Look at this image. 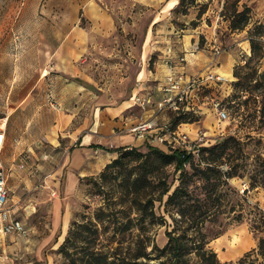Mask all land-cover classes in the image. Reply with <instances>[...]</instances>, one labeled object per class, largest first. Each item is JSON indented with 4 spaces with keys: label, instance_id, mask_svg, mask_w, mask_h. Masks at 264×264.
Instances as JSON below:
<instances>
[{
    "label": "rangeland",
    "instance_id": "1",
    "mask_svg": "<svg viewBox=\"0 0 264 264\" xmlns=\"http://www.w3.org/2000/svg\"><path fill=\"white\" fill-rule=\"evenodd\" d=\"M89 1L96 3L0 0V132L5 133L1 160L8 191L4 209L8 220H17L24 226V232L6 234L0 215V264H82L89 248L106 253L110 261L128 264L137 241L146 239L148 251L153 245L163 247L168 242L166 231L173 228L171 217L164 211L166 195L161 206L155 203L156 220L148 217L144 232L138 233V227L132 232L124 230L128 220L138 218L137 210L130 207L132 200L121 193L125 175L137 162L109 170L105 178L101 174L106 165L91 176H80L74 170L73 159L82 138V132L75 136L76 132L95 118L100 107L125 104L139 68H158L155 54L141 62L134 57L141 47L143 25L150 23L151 15L142 14L144 6L128 5L125 0H112L111 5L110 0H96L104 7H112L106 20L99 14L87 13ZM234 1L180 0L174 13L162 20L163 31L156 33L168 44L180 36L173 28L184 29L201 18L209 24L212 20L227 24ZM250 8L252 11V5ZM218 30L220 38L227 41L229 31L224 26ZM62 46L64 58L59 60L56 53ZM175 57L178 65L185 63L181 56ZM247 59L240 55L234 67L240 77L234 75L230 82L225 133L209 140L216 135L204 130L205 138L197 145L209 147L224 137H239L246 144L248 156L241 171L250 172L257 156L264 157V118L260 102H254L261 100L260 96L256 98L260 90L247 75L251 67L241 69ZM95 99L102 102L94 109ZM174 112L165 111L164 120L173 122ZM62 116L68 121L60 122ZM209 122L206 120L208 128ZM189 127L184 126L186 131ZM189 136L192 140L196 137L192 133ZM138 148L145 151L147 144ZM194 160L199 163L198 152ZM167 172L171 194L179 185V173H173V166ZM72 178L74 183H70ZM245 180L238 176L230 179L238 190L232 196L233 202L259 203L263 207L264 186L244 192L248 188ZM236 208L240 209L239 204ZM100 212L102 221L98 218ZM233 214L221 215L205 228L207 248L217 254L221 263L237 262L257 245L248 221L235 222ZM162 215L168 224L159 223Z\"/></svg>",
    "mask_w": 264,
    "mask_h": 264
},
{
    "label": "trees",
    "instance_id": "2",
    "mask_svg": "<svg viewBox=\"0 0 264 264\" xmlns=\"http://www.w3.org/2000/svg\"><path fill=\"white\" fill-rule=\"evenodd\" d=\"M239 0L232 4L229 16L232 30L245 29L250 21L251 8L247 5L239 11ZM251 56L241 67H251L247 75L250 81H255L256 88L260 90L254 102H260L261 113L264 118V78L258 72V67L264 57V23H258L249 30ZM253 63V64H252ZM252 64V65H251ZM236 77L239 73L234 72ZM228 102V100H227ZM229 105V102H228ZM229 108V107H228ZM172 128L183 122L197 121L198 116L182 112H174ZM94 147V146H93ZM246 144L237 136L224 137L217 144L209 147H200L198 151L199 163H196L195 153L181 148L162 149L147 145V150L138 147H119L115 151L118 156L106 165L101 178H105L109 170L126 166L130 162H137L125 175L124 191L122 196L132 200L130 207L137 210V220L130 219L124 225V230L138 227V233L146 230V219L156 220L155 203L160 206L164 203V196L168 195L164 203V211L169 214L173 223L172 230H167L168 242L163 247L153 245L150 251L146 239L136 242V251H132L128 264H264V206L259 203L233 202L232 196L238 190L230 184L233 177L245 178L248 183L247 192L259 186H264V157L256 158L253 170L245 172ZM227 167L223 168L222 165ZM187 165L189 168H187ZM173 166L174 174H178L179 185L169 194L170 173L167 168ZM134 175V176H133ZM235 213L232 219L235 222L247 220L250 230L257 237V245L246 252L237 262L221 263L217 254L207 248L209 242L205 231L208 223L217 222L224 214ZM103 212L98 214L102 221ZM165 215V214H164ZM164 215L160 222L168 224ZM94 231L97 230L93 229ZM64 249V244H63ZM82 264H118L110 261L106 253L89 248L82 258Z\"/></svg>",
    "mask_w": 264,
    "mask_h": 264
},
{
    "label": "crops",
    "instance_id": "3",
    "mask_svg": "<svg viewBox=\"0 0 264 264\" xmlns=\"http://www.w3.org/2000/svg\"><path fill=\"white\" fill-rule=\"evenodd\" d=\"M125 1L128 5L134 3L144 6L142 14L144 13L145 16L151 15L150 23L143 25L144 35H142L141 47L134 57L141 62L142 59H148L152 54H155L158 57V68L155 71L147 69L146 66L139 68L135 73V85L129 99L125 102L126 105L121 103L114 106L100 107L101 109H98V112L95 113V118L88 121V124L85 123L83 129L77 131L78 134L76 132L75 136H79V133L82 132V138L80 139V147L76 150L73 159V166L75 172H78L80 176L98 174L105 165L117 157L116 148L141 147L143 144H149L145 138L137 137L129 128L148 119L167 122L164 120L165 111L158 109V103L166 96L164 86L172 68L178 76L182 75L184 78L200 75L202 83L207 84L206 90L211 96L223 100L230 98L232 92L230 82L234 79L235 64L240 59V55L246 56V58L251 56V44L247 35L251 29L250 27L255 23H264V0H240L239 11L245 5L249 7L252 5L253 8L249 24L245 29L232 30L230 22L225 24L224 20H212L209 24L201 18L199 23L186 25L184 29L180 28V31L173 28L172 31L180 32V36L165 44L163 42L164 37L156 32L163 31L162 20L174 13L180 5V0ZM95 2V4H91V1L88 2L87 13L99 14L107 20V13H112L110 11L112 7H104L102 3L96 0ZM111 3L112 0L109 1V5ZM195 17L196 15L191 20ZM221 26H224L230 33L227 41L222 40L218 34L220 31L218 29ZM109 27L111 28L110 24ZM216 48H221V53L218 55L215 54ZM175 55L181 56V61H185V63L181 66L178 65ZM56 56L59 60H62L61 56L64 58V46H62L60 52L56 53ZM167 64H169V67ZM258 72L264 78V57L259 64ZM210 74L214 75L211 79L209 78ZM215 75L223 77V80L215 81ZM137 95L149 97L151 103L145 106L136 104L134 98ZM101 102V100H93V108L100 106L99 103ZM207 102L204 99L194 98V104L199 106L202 113L198 115L197 121L179 124L178 129L180 132H188L196 136L197 131L205 130L206 134L216 135L209 140L218 138L225 133L224 122L219 123L216 112L207 106ZM206 120L211 121L209 122V128L206 126ZM64 121H68V119L66 120L62 116L60 122ZM188 125L191 127L186 128V131L184 126ZM108 145H115V147L110 149L112 147L107 148ZM157 147L166 149L165 145H157ZM95 150L99 152L96 154ZM70 183H74V178Z\"/></svg>",
    "mask_w": 264,
    "mask_h": 264
},
{
    "label": "built area",
    "instance_id": "4",
    "mask_svg": "<svg viewBox=\"0 0 264 264\" xmlns=\"http://www.w3.org/2000/svg\"><path fill=\"white\" fill-rule=\"evenodd\" d=\"M220 53L221 48H216L215 54L218 55ZM171 70L172 71L166 78V85L164 86L166 96L158 103L159 110L182 112L198 116L202 113V110L198 105L194 104V98H199L208 101L207 106L216 112L218 120L220 121L219 123H223L228 119V102L211 96L206 90L207 84L202 83V77L200 75L184 78L182 75L178 76L176 72L173 71V68ZM213 77L214 75H209L210 79ZM222 80L223 77L215 75V81L218 82ZM134 102L141 106H145L151 103V99L149 97L137 95L134 98ZM129 130L137 137L145 138L150 145H165L166 149L181 147V149L192 151L193 153H197L200 148L197 142L205 138V132H203V130L197 131L195 139L192 140L187 132H180L178 126L172 128L171 122H157L155 119L138 122L131 126ZM4 142L5 133L0 132V215L4 222L2 230L6 234L14 231L24 232V226L21 222L17 220H8V211L4 209L8 195L5 169L1 160ZM177 145L180 146L177 147Z\"/></svg>",
    "mask_w": 264,
    "mask_h": 264
},
{
    "label": "bare ground",
    "instance_id": "5",
    "mask_svg": "<svg viewBox=\"0 0 264 264\" xmlns=\"http://www.w3.org/2000/svg\"><path fill=\"white\" fill-rule=\"evenodd\" d=\"M70 186V185H69ZM163 241V240H162Z\"/></svg>",
    "mask_w": 264,
    "mask_h": 264
}]
</instances>
